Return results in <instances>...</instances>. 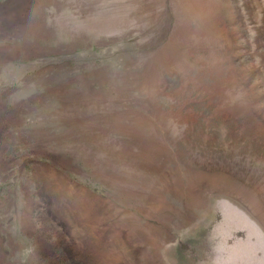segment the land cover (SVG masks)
<instances>
[{"label": "rangeland", "instance_id": "374dc122", "mask_svg": "<svg viewBox=\"0 0 264 264\" xmlns=\"http://www.w3.org/2000/svg\"><path fill=\"white\" fill-rule=\"evenodd\" d=\"M0 264H264V0H0Z\"/></svg>", "mask_w": 264, "mask_h": 264}]
</instances>
